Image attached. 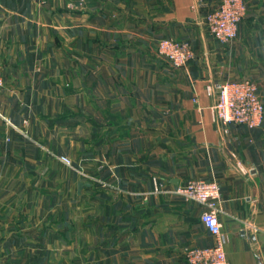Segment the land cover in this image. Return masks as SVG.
<instances>
[{"label":"crops","instance_id":"1","mask_svg":"<svg viewBox=\"0 0 264 264\" xmlns=\"http://www.w3.org/2000/svg\"><path fill=\"white\" fill-rule=\"evenodd\" d=\"M219 1L0 0L2 264L66 263L82 230L89 264H187L213 237L203 206L171 190L200 178L220 186L229 264H264V122L213 111L224 82H254L264 103V0H245L228 44L203 20ZM163 38L194 58L173 67Z\"/></svg>","mask_w":264,"mask_h":264},{"label":"built area","instance_id":"2","mask_svg":"<svg viewBox=\"0 0 264 264\" xmlns=\"http://www.w3.org/2000/svg\"><path fill=\"white\" fill-rule=\"evenodd\" d=\"M245 0H220L204 16L208 33L220 44L235 40L237 27L246 14ZM157 54L175 68L185 67L194 58V50L186 40L163 38L156 44ZM0 74V88L3 86ZM217 97L213 105L214 119L223 124L235 123L248 128L259 127L264 122V103L257 86L250 80L224 82L217 87ZM211 94L213 87L207 86ZM62 161L69 163L66 157ZM186 201L203 206L200 220L213 237V243L207 247H190L184 251L187 264H229L225 250L224 237L218 219L220 186L215 180L193 179L171 190ZM0 264H2L0 260Z\"/></svg>","mask_w":264,"mask_h":264},{"label":"rangeland","instance_id":"3","mask_svg":"<svg viewBox=\"0 0 264 264\" xmlns=\"http://www.w3.org/2000/svg\"><path fill=\"white\" fill-rule=\"evenodd\" d=\"M78 137L84 138L85 136L84 135H78ZM64 138H68V136H66ZM64 138H63V140H64ZM63 144L66 145L65 142ZM33 154L34 155L35 154L37 155V153H33ZM44 154L46 156H48V157H53L52 154H50V152H48V151H45ZM76 155H79V156L80 155L81 156L83 155V158L82 159L85 160V157H84L85 153L84 152L81 154V152H78L77 151ZM62 157H65V156H63V155L59 156V159H61V161H62ZM66 158L68 159V162L69 163H65V162L63 163V161H62L63 165H65L67 168H69L71 170L74 169V168H71L70 167L71 160L67 156H66ZM76 169L78 170L79 176H80L79 189H78L79 190V193L80 192H83V194H85L86 180H87V178L89 179L91 177V176L90 177L89 176L86 177L87 176V172H88L89 169L86 168V167H79V168H76ZM66 170L63 169V174H68V171H66ZM48 171H49V168H47V169H45V168H38V174L39 175H42L44 177L49 176L50 173ZM99 185L102 186V182H100ZM84 203H85V195L81 196V198L79 200L78 206L80 208H83L82 205L84 206ZM77 236H78V239H77V244L75 245V247H72V248L62 247L61 248L64 257H67V260H68V262L62 263V264H89L85 260V249L86 248L82 244L83 238H84L83 237L84 236V230H82V232L81 231H78ZM69 251L72 254V256H71L72 261L71 262L69 261V256H68L69 255Z\"/></svg>","mask_w":264,"mask_h":264}]
</instances>
